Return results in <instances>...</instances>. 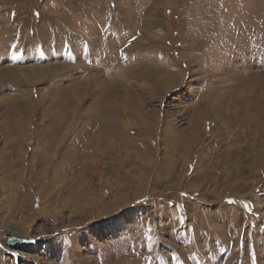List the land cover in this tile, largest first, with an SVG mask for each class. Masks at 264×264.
I'll list each match as a JSON object with an SVG mask.
<instances>
[{"label": "rangeland", "instance_id": "1", "mask_svg": "<svg viewBox=\"0 0 264 264\" xmlns=\"http://www.w3.org/2000/svg\"><path fill=\"white\" fill-rule=\"evenodd\" d=\"M0 264H264V0H0Z\"/></svg>", "mask_w": 264, "mask_h": 264}]
</instances>
